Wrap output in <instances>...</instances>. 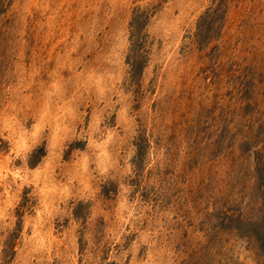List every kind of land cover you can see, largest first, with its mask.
Returning a JSON list of instances; mask_svg holds the SVG:
<instances>
[{"label":"rangeland","instance_id":"rangeland-1","mask_svg":"<svg viewBox=\"0 0 264 264\" xmlns=\"http://www.w3.org/2000/svg\"><path fill=\"white\" fill-rule=\"evenodd\" d=\"M0 264H264V0H0Z\"/></svg>","mask_w":264,"mask_h":264}]
</instances>
